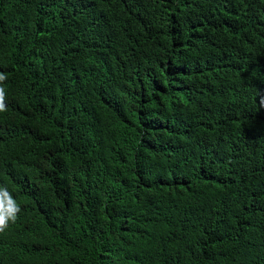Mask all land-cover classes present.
<instances>
[{
	"label": "trees",
	"instance_id": "obj_1",
	"mask_svg": "<svg viewBox=\"0 0 264 264\" xmlns=\"http://www.w3.org/2000/svg\"><path fill=\"white\" fill-rule=\"evenodd\" d=\"M0 264H264V0H0Z\"/></svg>",
	"mask_w": 264,
	"mask_h": 264
},
{
	"label": "clouds",
	"instance_id": "obj_2",
	"mask_svg": "<svg viewBox=\"0 0 264 264\" xmlns=\"http://www.w3.org/2000/svg\"><path fill=\"white\" fill-rule=\"evenodd\" d=\"M6 79V75L0 73V85H3ZM4 111H6V91L3 86H0V113ZM20 210L10 193L0 187V232H3L10 222L14 223L16 221Z\"/></svg>",
	"mask_w": 264,
	"mask_h": 264
}]
</instances>
